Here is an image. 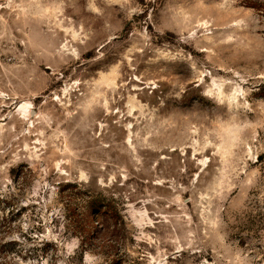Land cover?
Wrapping results in <instances>:
<instances>
[{
    "label": "rangeland",
    "instance_id": "rangeland-1",
    "mask_svg": "<svg viewBox=\"0 0 264 264\" xmlns=\"http://www.w3.org/2000/svg\"><path fill=\"white\" fill-rule=\"evenodd\" d=\"M262 154L264 0H0V264H264Z\"/></svg>",
    "mask_w": 264,
    "mask_h": 264
},
{
    "label": "trees",
    "instance_id": "trees-1",
    "mask_svg": "<svg viewBox=\"0 0 264 264\" xmlns=\"http://www.w3.org/2000/svg\"><path fill=\"white\" fill-rule=\"evenodd\" d=\"M263 156H264V155L262 154V155H260V156L258 157L259 161H260V160H261V161L263 160ZM92 205H94V203H93ZM94 213H95V212H94ZM90 215H91V214H90V211H89V212L86 214V219H88V218L90 219Z\"/></svg>",
    "mask_w": 264,
    "mask_h": 264
}]
</instances>
